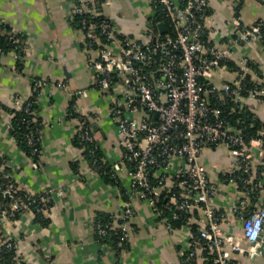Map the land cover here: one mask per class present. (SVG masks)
Returning <instances> with one entry per match:
<instances>
[{
	"label": "built area",
	"instance_id": "1",
	"mask_svg": "<svg viewBox=\"0 0 264 264\" xmlns=\"http://www.w3.org/2000/svg\"><path fill=\"white\" fill-rule=\"evenodd\" d=\"M71 1L68 22L83 35L94 86L111 98L108 113L117 125L122 148L121 155L112 163L96 156L90 128L78 117L81 126L76 138L87 153L88 173L99 174L108 168L115 183L122 176L127 178L130 195L145 198L169 232L174 230L173 221L190 215L195 208L202 211L206 227L197 230L189 251L181 252L176 264H196L195 250L211 256L212 264H229L231 253L250 257L260 254L261 246L264 250V208L248 212V198L256 188L255 160L264 167V128L257 136H247L241 123L233 125L226 118L222 107L231 105L229 114L239 113L246 108L244 101L263 96L264 88L254 82L248 85L252 63L247 57L239 59L233 68L237 75L233 82L217 85L214 81L222 68L229 67L233 45L264 41V21L243 28L240 17L234 18L231 23L237 27L238 36L220 47L210 41L214 31L208 22L209 0H151L153 10L161 8L170 33H155L149 27L145 39L136 41L118 35L108 22H89V18L101 16V12L86 0ZM77 16L82 17L79 22L75 21ZM12 43L14 46L8 52L20 63L25 45L15 37ZM3 54L0 50V58ZM47 84L43 79H34L32 98L16 99L14 107L32 115L33 97H38ZM56 86L66 89L61 83ZM42 128L41 123H36L24 135L28 156L37 166ZM220 145L228 149L231 161L226 179L242 193L234 208L235 219L242 222L241 235L223 233L221 224L226 217L213 203L218 187L201 160L205 148ZM173 168L176 170L171 175ZM18 191L14 180L0 174V195L4 199L0 203L1 221L14 222L28 212L43 214L52 203V190L26 193L33 202L36 198L39 202L32 209L17 196ZM122 204L119 214L93 223L98 241L117 236L114 248L118 254L129 246L132 230L128 222L134 214L128 198ZM243 241L248 242L247 248L242 246ZM3 251L13 252L8 264H26L16 252L15 243L0 237V255ZM0 264H6L1 256Z\"/></svg>",
	"mask_w": 264,
	"mask_h": 264
},
{
	"label": "crops",
	"instance_id": "2",
	"mask_svg": "<svg viewBox=\"0 0 264 264\" xmlns=\"http://www.w3.org/2000/svg\"><path fill=\"white\" fill-rule=\"evenodd\" d=\"M86 1L101 10V16L118 35L145 39L154 15L151 0ZM72 5L71 0H0L1 33L25 45L22 62L10 52L0 58V174H7L25 193L54 192L51 205L43 213L47 224L38 222L32 212L19 215L14 222L1 221L0 217V237L15 243L26 264H176L181 252L189 251L197 230L206 227L202 211L193 209L185 223L169 232L145 198L130 195L127 178L122 176L118 183L109 184L100 174L87 171V153L76 139L81 126L78 117L89 126L106 161H116L122 148L117 125L108 113L111 98L94 86L83 35L68 22ZM208 13L214 31L210 41L225 47L228 39L238 36L237 27L231 23L234 18L240 17L243 28L264 21V0H209ZM232 52L235 66L243 57L251 61L249 77L264 88V42L235 44ZM236 76L232 68H222L214 83L233 82ZM34 79L48 83L37 97L34 111L43 127L38 166L11 135L14 100L32 98ZM244 104L264 123V95ZM201 160L218 187L213 203L226 217L221 224L223 233L241 235L242 222L235 219L234 208L242 193L226 179L231 165L228 149L222 145L207 147ZM259 166L256 159V188L248 198V212L264 208V173H259ZM127 198L134 212L128 222L132 233L128 248L118 254L111 243L96 239L93 223L100 216L119 214ZM248 245L242 242L244 248ZM194 253L196 264H209V255L198 250ZM229 260V264H264L260 254L231 253Z\"/></svg>",
	"mask_w": 264,
	"mask_h": 264
},
{
	"label": "trees",
	"instance_id": "3",
	"mask_svg": "<svg viewBox=\"0 0 264 264\" xmlns=\"http://www.w3.org/2000/svg\"><path fill=\"white\" fill-rule=\"evenodd\" d=\"M154 16L151 20V24L150 27L151 29L157 33L158 28L157 25L160 22H165L166 23V33H170V28L167 27V22L165 20V18L163 17L162 14V10L160 7H156L154 9ZM87 17V15H84ZM89 17V16H88ZM81 16H77L75 18L76 22H79V20L81 19ZM89 22L92 23H101V22H107L106 19L104 17L101 16H95L93 18H89L88 19ZM98 33H96V37H98L97 35ZM264 42V41H263ZM98 43V42H97ZM13 43H12V37L10 35H6V34H0V50H2L4 53L10 51L13 48ZM228 66L230 68H234L235 65L232 62L228 63ZM248 85L251 86L253 83L251 81V79H248ZM35 100V103L33 105V114L30 116H27L23 111L18 110L16 108L11 110V113L13 114L12 118H11V135L14 136L16 138V140H18V142L22 145L24 151L27 153H29V148L25 142L24 139V135L27 131V129L29 127H31L32 125L39 123L36 121L35 118V113L34 111L36 110L37 106H36V102H37V97L34 96L33 97ZM231 105L222 107V109L224 110V115L226 116V118L233 124H237V123H241L240 125L244 128V132L245 135L247 136H257L259 135V133L261 132V130L264 128V123H262L260 120H258V118L249 110L246 108H244L242 111H240L239 113H234V114H229L230 111V107ZM26 120H29V122L27 123H23L26 122ZM77 139V138H76ZM78 141V140H77ZM95 154L96 156L100 157L101 154L99 152V149L97 147H95ZM259 173H264V167L259 166ZM99 174L103 177V179L109 183V184H115L114 179L111 177L110 173L108 172V168L106 169H102ZM254 191H252V195ZM17 196H19L25 203L29 204V206L33 209L37 204H39L37 198L35 200V202H33L32 198H28V196L26 195L25 192L23 191H18L17 192ZM0 198H2V196L0 195ZM2 200H4L2 198ZM41 205V204H40ZM51 204H49L50 206ZM48 206V207H49ZM249 208V206H248ZM189 217V215H184L181 216V218H179L176 221H173V226H178L181 225L183 223H185L186 219ZM108 217L106 216H100L98 217V219L100 220H107ZM36 219L38 222H40L41 224L45 225L47 224V219L44 218L43 214H36ZM116 240H117V236L116 235H110L107 236L106 239L104 240L105 242H109L111 243L112 247H115L116 244ZM1 261H3L4 263L8 264L13 257V252L9 251V252H2L1 253ZM209 264L211 263V256H209Z\"/></svg>",
	"mask_w": 264,
	"mask_h": 264
},
{
	"label": "water",
	"instance_id": "4",
	"mask_svg": "<svg viewBox=\"0 0 264 264\" xmlns=\"http://www.w3.org/2000/svg\"><path fill=\"white\" fill-rule=\"evenodd\" d=\"M97 11L101 12L100 9H98ZM157 28H158V31L160 34H164L166 32V27H165V24L163 22L159 23L157 25ZM259 252H260V255L264 257V250H263L262 246L259 248Z\"/></svg>",
	"mask_w": 264,
	"mask_h": 264
}]
</instances>
